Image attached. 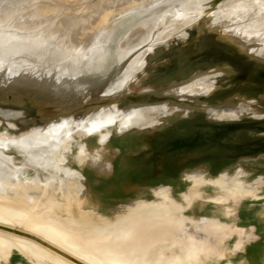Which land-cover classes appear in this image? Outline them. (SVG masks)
Here are the masks:
<instances>
[{"label":"bare ground","instance_id":"obj_1","mask_svg":"<svg viewBox=\"0 0 264 264\" xmlns=\"http://www.w3.org/2000/svg\"><path fill=\"white\" fill-rule=\"evenodd\" d=\"M30 1L12 0L0 7V93H30L37 112L48 124L44 130H34L18 140L0 135V199L5 201L0 203V217L11 219L17 226L12 230L0 225V261L17 264L22 261L19 255L33 260V264H42L45 259L51 264H85L81 257L106 264H199L222 258L224 251L219 249L218 239L227 228L215 219L193 221L184 217L183 208L167 187L154 190V202L138 201L119 207L112 220L97 219L90 213L75 214L72 205L79 200L83 190L80 180L84 178L76 170L60 168L58 161L62 162L66 141L74 135L86 137L89 142L95 137L102 145L110 141L112 130L152 127L159 118L176 112L201 110L218 119H236L237 113L252 112L253 118L262 119L247 104L210 106L202 101L218 89L215 79L225 76L224 69L197 71L185 81L146 89L138 97L132 96L130 87L139 74L147 77L144 69L150 54L160 47L168 48L175 40L185 43L187 31L200 20L211 32L264 65V46L256 45L264 44V15L260 13L264 0H241L236 4L233 0H140L136 19L122 16L117 24H110L105 34L96 30L86 34L88 42L97 39V43H90L89 49L80 53H75L84 48L78 38L79 26L95 17L86 15L75 21L62 18V24L72 25L69 32L62 31L57 21L39 30L37 25L50 20ZM212 2L218 3V10L208 12L204 3ZM102 21L106 24L107 18ZM119 29L120 37L115 40ZM110 43L114 44L113 54L107 46ZM110 55L116 65L107 69ZM122 98L130 99L128 109L118 106ZM15 104L21 107L19 101ZM78 111L81 116L75 118ZM19 117L20 112L0 109V119L10 126V121ZM10 147L48 174L43 183L38 175L19 181L25 173L11 167L13 161L5 154ZM76 161L81 166L85 163L83 146ZM61 173L65 179H60ZM112 176H117L116 168ZM187 179L194 187L212 185L229 194L226 197H236L232 189H237L242 197L259 198L257 190L254 193L240 181L228 185L223 175L212 181L197 175ZM193 197H197L195 192L182 195L184 200L190 199L189 203ZM222 197L225 195L210 197L209 201L219 202ZM28 229L54 237L68 252L26 233ZM4 234H20L25 239ZM246 259L249 264H260L262 253L252 248Z\"/></svg>","mask_w":264,"mask_h":264},{"label":"rangeland","instance_id":"obj_2","mask_svg":"<svg viewBox=\"0 0 264 264\" xmlns=\"http://www.w3.org/2000/svg\"><path fill=\"white\" fill-rule=\"evenodd\" d=\"M7 1L12 0H0V7ZM139 1L31 0L30 5L35 6L36 11L43 9L46 14L43 17L50 20L47 24L37 25L36 29H46L53 21H57L62 31L69 32L72 25L62 24V18L75 21L86 15L95 17L86 19L79 26L78 38L84 48L76 49L75 53H80L84 49L88 50L90 43L97 41L88 42L86 34L93 30L100 35L105 34L110 24H117L122 16L124 19H136V14L140 11L136 6ZM236 1L241 3V0H233V3L236 4ZM204 7L208 8V12H215L218 10V3H204ZM260 13L264 15V10ZM105 17L107 23L103 24ZM187 33L185 43L175 40L168 48L160 47L146 58L144 73L147 77L143 78L139 74L137 82L130 87L132 96L138 97L146 89L157 90L173 82L185 81L197 71L224 69L225 76L215 79L218 89L202 101L210 106L231 103L233 107H239L247 104L257 115L263 116L262 119L253 118L255 116L252 112L237 113L236 119H218L201 110H193L187 114L176 112L161 117L152 127L135 126L124 132L112 130L110 141L102 145L95 137L89 142L86 137L74 135L72 140L66 141L67 151L58 165L63 169L76 170L84 178L80 180L83 190L79 200L72 205L75 214L90 213L97 219L112 220L119 207L130 206L138 201H156L154 190L160 187L171 189V196L183 208L184 217L193 221L217 218L231 231L237 228L241 203L260 205L264 213V65L211 32L203 20ZM120 34L121 30L114 34L115 40H118ZM256 45L264 46L263 43ZM107 46H110V53L113 54L114 44ZM115 65L116 61L110 55L107 58V69ZM15 101H19L21 107H17ZM129 105L130 99L122 98L118 106L128 109ZM0 109L20 112L16 121H10L13 126L0 119V135L7 140H18L25 134L47 127L48 122L37 112L30 93H0ZM76 114L75 118L81 116L80 111ZM81 146L85 149V163L82 166L76 161ZM5 154L12 159L13 169L24 170L25 174L19 178L20 182L38 175L39 181L43 183L44 177H48L47 173L34 164H29L26 157L16 149L10 147ZM115 168L117 176L112 178ZM49 173L52 174L53 171ZM189 175L201 176L206 181L223 175L228 185L240 181L254 193L257 190L259 198L254 200L249 196L242 197L237 189L232 188L236 197H226L229 194H224L209 184L194 187L187 179ZM58 176L65 179L62 173ZM194 192L197 197H193L191 203L190 199L187 201L182 198L183 194ZM227 193L232 195V191ZM222 195L225 198L222 197L219 202L209 201L210 197ZM0 203L5 204V201L0 199ZM0 225L12 230L17 228L11 219L1 217ZM231 231L228 235H231ZM25 232L68 252L54 237L44 232L32 229ZM4 235L16 240L25 239L20 234ZM24 241L36 245L29 240ZM232 242L225 244L222 238L218 239V247L225 252L226 259L229 256L227 247ZM19 257L22 261L17 264H33V260ZM222 258L214 257L199 264H228L229 260L222 263ZM79 259L85 264H106L94 263L83 257ZM51 263L50 259L42 262ZM0 264L12 263L0 261Z\"/></svg>","mask_w":264,"mask_h":264},{"label":"crops","instance_id":"obj_3","mask_svg":"<svg viewBox=\"0 0 264 264\" xmlns=\"http://www.w3.org/2000/svg\"><path fill=\"white\" fill-rule=\"evenodd\" d=\"M241 203V202H240ZM240 205V204H238ZM259 207V208H258ZM239 219L237 220L238 225L235 230H227L222 234V242H232L227 247L228 249V264H249L246 259L248 250L257 248L262 253V261L260 264H264V213L261 206L251 203H241L239 208ZM219 220L217 218H212ZM231 231V235H228ZM226 259L222 258V263Z\"/></svg>","mask_w":264,"mask_h":264}]
</instances>
